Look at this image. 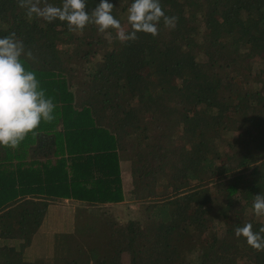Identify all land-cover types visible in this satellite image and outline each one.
<instances>
[{
    "label": "trees",
    "instance_id": "1",
    "mask_svg": "<svg viewBox=\"0 0 264 264\" xmlns=\"http://www.w3.org/2000/svg\"><path fill=\"white\" fill-rule=\"evenodd\" d=\"M109 2L130 30L132 0ZM160 3L175 29L122 44L0 0V37L33 52L22 62L56 105L17 149L0 146V264H264L234 234L264 226L249 215L264 195V0ZM65 198L70 228L46 231ZM129 200L139 212L124 223L98 211ZM35 236L54 239L37 252Z\"/></svg>",
    "mask_w": 264,
    "mask_h": 264
},
{
    "label": "clouds",
    "instance_id": "2",
    "mask_svg": "<svg viewBox=\"0 0 264 264\" xmlns=\"http://www.w3.org/2000/svg\"><path fill=\"white\" fill-rule=\"evenodd\" d=\"M18 6L26 10L29 22L33 18L48 23L55 20L66 22L70 32L82 33L88 25H95L101 34L109 29L116 30V39L126 44L138 39L137 33L159 35L161 21L167 29H175L178 17L165 14L160 0H132L127 8V25L113 14L114 4L109 0H99L91 12L86 10V0H62L60 6L48 0H18ZM105 39L111 40L110 33ZM22 57L35 61L33 52L25 48L23 40L12 32L0 37V146L17 149L29 133L34 132L43 120L51 123L56 117V105L45 91L32 70L26 69ZM252 211L256 217H264V195H255ZM251 222L236 227L237 238L244 237L247 244L256 251H264V226L254 232Z\"/></svg>",
    "mask_w": 264,
    "mask_h": 264
},
{
    "label": "rangeland",
    "instance_id": "3",
    "mask_svg": "<svg viewBox=\"0 0 264 264\" xmlns=\"http://www.w3.org/2000/svg\"><path fill=\"white\" fill-rule=\"evenodd\" d=\"M122 176H123L126 186H129L131 175H130L129 163H127V161L122 164ZM76 205L78 204L72 203L71 200H68L67 202L63 200L53 202L49 206L50 209L48 211L46 220L44 221L42 227L46 231H49V232H53L57 230L59 231L68 230L70 228L71 217L73 216V212H74ZM102 209H106L107 211H105V214L106 215L109 214L111 217H113L114 220L118 221L119 223H124V221L128 217L132 215L135 216L139 212L137 205L130 200L124 201L121 203H113V204L105 205L103 207L101 206L98 207V211H102ZM249 215H253L255 219L264 220V217H256L253 213H249ZM72 223H73V219H72ZM49 238L50 239L48 240L51 241L54 239V236H51ZM34 239L35 240H33V243L34 242L35 243L33 244V246L36 249V251H37V248L41 249V251L48 250V246L46 243V241L48 240L45 237L37 236ZM31 247L29 248V251L31 250ZM29 251H28V254H29Z\"/></svg>",
    "mask_w": 264,
    "mask_h": 264
},
{
    "label": "crops",
    "instance_id": "4",
    "mask_svg": "<svg viewBox=\"0 0 264 264\" xmlns=\"http://www.w3.org/2000/svg\"><path fill=\"white\" fill-rule=\"evenodd\" d=\"M124 162H126V161H124ZM124 162H121V168H122V164H123ZM124 183H125V182H124ZM125 185H126V184H125ZM68 200H70V199H66V198H65L63 201H66V202H67ZM75 202L77 203V201H74L73 203H75ZM122 202H123V201H122ZM118 203H121V202H118ZM108 204H112V203H106L105 205H108ZM49 209H50V208H49ZM44 220H46V219H44Z\"/></svg>",
    "mask_w": 264,
    "mask_h": 264
}]
</instances>
